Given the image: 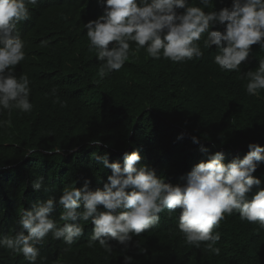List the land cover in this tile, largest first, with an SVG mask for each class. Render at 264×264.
Here are the masks:
<instances>
[{
  "label": "trees",
  "instance_id": "trees-1",
  "mask_svg": "<svg viewBox=\"0 0 264 264\" xmlns=\"http://www.w3.org/2000/svg\"><path fill=\"white\" fill-rule=\"evenodd\" d=\"M188 2L204 7L199 0ZM230 5L231 0H212L204 10ZM28 7L31 19L17 25L25 42V59L16 66L15 75H28L33 110L14 109L10 116L7 110L0 111V122L10 120V126H0V212L12 215L51 196L58 198L65 187H82L85 180L91 190L102 189L111 169H104L92 157L94 152L108 154L109 162L123 163L125 152L138 151L140 164L175 185L183 183L182 177L194 165L207 160L202 146L209 154L222 152L225 163L243 158L249 143L264 146V90L259 96L248 95V80L242 78L264 60L259 45L251 46L241 72L219 69L214 63L218 48H204L205 35L198 41L204 52L199 60H155L142 48L118 72L101 80L102 62L89 49L83 27L103 14L97 0H39ZM210 30L223 31V26ZM130 45L134 50L135 42ZM193 136L198 144L192 142ZM93 139L103 142L99 148L88 146ZM253 176L262 180L264 188V164ZM40 177L47 192L32 188ZM180 211L165 209L157 229L133 237V252L128 253L132 264H264V229L258 224L241 221L238 213L226 217L216 230L221 234L216 256L203 243L200 248L185 243L178 229ZM62 212L58 205L51 215L56 220ZM78 222L85 226L89 241L91 221ZM110 243L112 250L107 253L96 243L89 247L88 242L76 241L63 251L46 245L59 258L46 256L37 264H125L124 245ZM137 244L141 246L135 248Z\"/></svg>",
  "mask_w": 264,
  "mask_h": 264
},
{
  "label": "clouds",
  "instance_id": "clouds-1",
  "mask_svg": "<svg viewBox=\"0 0 264 264\" xmlns=\"http://www.w3.org/2000/svg\"><path fill=\"white\" fill-rule=\"evenodd\" d=\"M199 2L204 7L192 6L188 0H97L103 14L83 27L89 49H94L97 60L102 62L100 79L118 72L130 55L142 48L155 60H199L204 52L198 41L205 35L204 48H218L214 63L219 69L241 72L251 46L264 49V0H231L230 6L207 12L204 9L212 0ZM38 3L39 0H0V111L7 110L9 116L14 109L22 113L33 110L28 75H15L16 66L25 59V42L17 34V25L31 19L28 5ZM216 25L223 26V31L210 30ZM130 42H135L134 50ZM242 78L248 80L246 93L259 96L264 90V60L259 61L257 70L247 71ZM56 93L53 87L52 95ZM56 102L60 103L58 98ZM4 125L10 126V120L0 122V126ZM192 142L198 144L199 139L193 136ZM102 143L93 139L88 146L99 148ZM247 148L243 158L237 156L225 163L222 152L209 154L202 146L200 151L207 160L194 165L182 177L183 183L175 185L165 182L154 168L140 164L138 151L125 152L123 163L109 162L108 154L94 152L92 157L104 169H111L102 189L91 190L90 181L85 180L82 187H65L58 198L51 196L12 215L0 212V264H16L14 258L17 264H37L57 254L45 249L46 245L63 251L76 241L88 242L89 247L96 243L106 252L112 250L110 241L127 249L134 236L157 229L165 209L170 213L181 210L178 229L187 245L200 248L203 243L210 254L219 256L221 250L216 245L221 234L216 230L226 217L238 213L241 221L264 229V188L262 180L253 176L264 164V146L249 143ZM32 188L48 191L43 177L34 180ZM254 188L256 191L249 196ZM58 205L63 212L55 220L51 214ZM78 221H91L89 241L85 226ZM132 259L125 256V264H132Z\"/></svg>",
  "mask_w": 264,
  "mask_h": 264
},
{
  "label": "bare ground",
  "instance_id": "bare-ground-1",
  "mask_svg": "<svg viewBox=\"0 0 264 264\" xmlns=\"http://www.w3.org/2000/svg\"><path fill=\"white\" fill-rule=\"evenodd\" d=\"M33 85V84H32ZM31 85V86H32ZM38 93V92H37ZM25 115V114H24ZM51 115V114H50ZM17 117V116H16ZM9 119V118H8ZM162 133V132H161ZM6 135V134H5ZM31 136V135H30ZM9 137V136H8ZM16 144V143H15ZM56 186V185H55ZM26 204V203H25ZM145 240V237L140 241V243H143V241ZM135 241V240H134ZM132 243L133 242H131V244L129 245V247L127 248V249H125V246L124 247H122L121 248V252H122V254H123V256L125 257V256H128L129 254H130V251L131 252H133V250H131V245H132ZM139 243V244H140ZM138 244V245H139ZM141 245H139V247H140ZM143 247V246H142ZM47 248V247H46ZM135 248H138L137 246L135 247ZM48 249V248H47ZM115 250V249H114ZM116 251V250H115ZM100 253V252H99ZM107 253V252H106ZM129 253V254H128ZM71 254V253H70ZM110 258V257H109ZM65 260H66V258H65ZM94 260V259H93ZM103 261V260H102ZM98 263V262H97ZM103 263V262H102ZM105 263V262H104ZM65 264V263H64Z\"/></svg>",
  "mask_w": 264,
  "mask_h": 264
}]
</instances>
